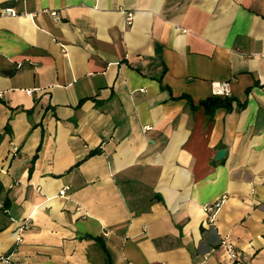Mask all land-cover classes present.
<instances>
[{"label":"crops","instance_id":"obj_1","mask_svg":"<svg viewBox=\"0 0 264 264\" xmlns=\"http://www.w3.org/2000/svg\"><path fill=\"white\" fill-rule=\"evenodd\" d=\"M0 256L264 264V0H0Z\"/></svg>","mask_w":264,"mask_h":264},{"label":"built area","instance_id":"obj_2","mask_svg":"<svg viewBox=\"0 0 264 264\" xmlns=\"http://www.w3.org/2000/svg\"><path fill=\"white\" fill-rule=\"evenodd\" d=\"M4 14L10 15V16H15L16 15V13L13 10H10V9L5 10ZM50 15L53 18L57 17V13L56 12H50ZM133 17H134V14L132 12L125 13V24L126 25H131L132 21H133ZM215 89H216L215 90L216 93L219 94V95H227V94H229V85L227 83L217 85L215 87ZM32 92H33V90H25V93L27 95H31ZM67 190H68V187L63 188L59 192V196L63 197ZM221 203H222V201L221 202L209 203V204H206L204 206L203 211H204V216H205L206 223L214 224L215 218H216L217 212L220 209ZM21 241H22V239L20 237H18L17 238V242H21ZM221 245L225 249V251H226V253L228 255V258L230 260H235L237 258V253H236L233 245L228 240L222 241ZM0 262L8 264V263H10V259L0 256Z\"/></svg>","mask_w":264,"mask_h":264},{"label":"trees","instance_id":"obj_3","mask_svg":"<svg viewBox=\"0 0 264 264\" xmlns=\"http://www.w3.org/2000/svg\"><path fill=\"white\" fill-rule=\"evenodd\" d=\"M231 101L232 100L230 98H227V97H216L214 99L202 101L200 104L205 107L207 115L211 116V115H213L214 111L218 107H224L227 110H229L230 107H231ZM98 152H99V150H95V151L91 152L89 154V156L90 155H94V154H96Z\"/></svg>","mask_w":264,"mask_h":264},{"label":"water","instance_id":"obj_4","mask_svg":"<svg viewBox=\"0 0 264 264\" xmlns=\"http://www.w3.org/2000/svg\"><path fill=\"white\" fill-rule=\"evenodd\" d=\"M226 152L224 150H220L218 153H217V158H221L224 156Z\"/></svg>","mask_w":264,"mask_h":264}]
</instances>
